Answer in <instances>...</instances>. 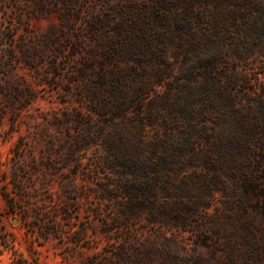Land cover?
Wrapping results in <instances>:
<instances>
[{"label": "trees", "instance_id": "1", "mask_svg": "<svg viewBox=\"0 0 264 264\" xmlns=\"http://www.w3.org/2000/svg\"><path fill=\"white\" fill-rule=\"evenodd\" d=\"M68 3L69 9L60 16L63 28L81 13ZM153 14L118 26L107 55L101 60L92 56L88 64L78 66L79 75L88 80V93H84L92 106L86 116L67 114L59 122L71 130L78 126L60 154L77 167L63 185V219L73 220L81 152L98 145L102 155L89 171L104 175L100 200L107 201L109 213L114 210L101 220L99 233L109 244L115 239L120 243L106 249L105 255L87 254L80 249L92 248L86 244L89 226L75 237L66 234L57 219L45 220L41 234L29 244L34 257L40 252L38 246L56 237L73 245L78 264H167L176 258L172 251L178 240L165 237V231L200 226L203 218H194L200 209L210 208L221 190L227 162L255 164L264 131V93L256 92L257 99L239 110L241 104L232 89L235 80L227 69L231 60L249 63L264 54V0H154ZM90 25L96 36L107 28L99 17ZM0 37V139H5L22 130L25 112L35 107L42 89L34 80L36 56L17 44L13 30H0ZM178 47L191 63H185L175 76V64L166 56ZM160 54L164 67L157 62ZM151 58L156 61L152 63ZM141 66L151 70L146 73ZM159 85H166L167 91L144 104L140 96ZM206 113H217L219 119L209 124L202 119ZM31 117L36 119V113ZM27 125L34 126L39 137L47 135L40 123L28 121ZM22 137L14 145L16 155L24 147ZM195 168L199 174L190 175ZM52 169L49 165L46 173ZM19 174L18 169L4 171L0 161V200L11 212L23 211L19 202L26 194ZM2 216L0 245H15L17 236L4 232ZM142 220L147 226L127 236ZM153 228H160L164 235H143L145 229ZM18 264L31 263L21 258Z\"/></svg>", "mask_w": 264, "mask_h": 264}, {"label": "rangeland", "instance_id": "2", "mask_svg": "<svg viewBox=\"0 0 264 264\" xmlns=\"http://www.w3.org/2000/svg\"><path fill=\"white\" fill-rule=\"evenodd\" d=\"M69 1L81 13L76 20L66 22L63 28L60 16L64 9H69ZM153 1L0 0V30H13L17 44L37 58L34 80L42 91L35 107L25 112L24 118L33 124L40 123L47 130V135L39 137L35 127L29 128L23 121L22 130L0 139L1 168L8 173L19 170L26 194L19 202L21 212H11L5 201L0 200L4 232L17 236L16 244L11 243L14 246L0 245V264H18L21 258H26L31 264H78L80 258L72 253L75 248L67 239L64 242L53 237L44 246H38L40 252L35 257L30 253L29 244L35 240L34 235L41 234L45 220L57 219L63 231L75 237L85 225L89 226L86 244L92 248L80 249L87 254L98 251L105 255L108 253L106 249L109 251L119 245L117 239L113 244L107 243L99 233L101 220L114 214V210L109 213L107 201L100 200V184L104 175H94L89 171L90 164L102 155V148L98 145L81 152V167L78 166L80 171L76 179L78 195L75 197L78 198L71 212L73 220L62 217L63 185L77 167L66 159L65 154H60L70 137L77 133L78 126L71 130L59 122H64L67 114L86 116L92 106L89 97L85 96L88 80L79 75L78 66L88 64L87 60L92 56L101 60L107 55L113 32L118 26H127L134 18L154 16ZM96 17L102 19L107 27L98 36L93 34L90 25ZM5 41L11 43L8 39ZM178 48L166 56L175 64V76L181 73L185 63H191L182 53V48ZM154 61L151 58V62ZM157 62L161 67L166 64L162 54L157 57ZM142 68L139 69L146 73L151 70ZM227 74L235 80L232 89L242 111V106H247L248 101L257 99L256 92L264 93V54L249 63L231 60ZM166 91V85H159L140 99L145 104ZM35 113L36 119L33 120L31 114ZM202 119L213 125L219 115L206 113ZM21 135L24 147L16 155L13 148ZM261 136L255 164L232 165L227 162L224 165L221 190L215 193L210 208L200 209L194 218H203L200 226L182 232L165 231V237L178 240L177 249L172 251L176 258L166 261L167 264H264V131ZM49 165L54 169L46 173ZM38 167L40 169L36 171ZM191 171L190 175L200 172L196 168ZM49 197L53 198L52 201L47 199ZM139 224L133 225L127 236H135L138 230L147 226L144 220ZM143 235L153 237L164 235V232L160 228L145 229ZM36 256L37 262L34 261Z\"/></svg>", "mask_w": 264, "mask_h": 264}]
</instances>
